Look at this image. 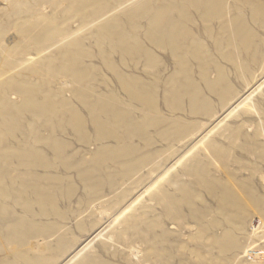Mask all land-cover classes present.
I'll use <instances>...</instances> for the list:
<instances>
[{"label":"bare ground","instance_id":"6f19581e","mask_svg":"<svg viewBox=\"0 0 264 264\" xmlns=\"http://www.w3.org/2000/svg\"><path fill=\"white\" fill-rule=\"evenodd\" d=\"M0 1V264H110L94 240L135 264L141 245L114 248L97 219L131 197L118 237L150 239L148 256L169 258L179 231L161 219L187 209L192 264H252L245 249L264 242L248 229L264 225V0ZM164 181L160 216L138 213V194Z\"/></svg>","mask_w":264,"mask_h":264},{"label":"rangeland","instance_id":"374dc122","mask_svg":"<svg viewBox=\"0 0 264 264\" xmlns=\"http://www.w3.org/2000/svg\"><path fill=\"white\" fill-rule=\"evenodd\" d=\"M0 4H1V1H0ZM15 34H13V33H10V34H8V36H7V41H12L13 43H15V41H17V39H12L13 37L12 36H14ZM110 74H108L107 73V71L106 70H104L103 68H101V70H100V72H99V75H98V79L99 80H104L105 78H108V79H110ZM184 181H183V180ZM181 180H179V182L181 181V182H183V183H186V184H189V185H191L193 188H195V186L198 184V182L197 181H195V180H190L189 178H182ZM188 179V180H187ZM161 182V181H160ZM160 182H158V183H155V187L154 188H152V189H147L148 190V192H147V190H144V192L142 193H139L138 194V196L137 197H139L138 199H137V201H136V203H135V205L136 204H138V205H136V206H138L139 207V209H137V211H138V213H141V212H143L144 210H147V212L149 213V210H150V212L151 213H149V216L150 217H152V218H157V217H159L160 216V214L161 213H158V212H162V199H160V198H158V196H156L157 194H162L161 192H160V188H157L159 185H161V184H163V183H166L165 181L164 182H162V183H160ZM158 184V185H157ZM197 187V186H196ZM154 189V190H153ZM152 190V191H151ZM167 190H169L170 192H172V188L170 187V188H167ZM151 191V192H150ZM201 191H202V193L204 194V196H205V201H204V203H202V202H200L201 204V206L200 207H204V206H206L207 205V207H209V208H211L212 207V204L213 203H209V202H213L212 201V199H209L210 197H209V195H208V192H207V190L206 189H201ZM146 192V193H145ZM158 192V193H157ZM205 192H207V193H205ZM140 194H141V196L143 197H140ZM145 195V196H143V195ZM156 194V195H155ZM207 195V196H206ZM152 196V197H151ZM137 197H135V198H137ZM146 197V198H145ZM147 197H148V199H149V201H148V199H147ZM132 198V197H131ZM131 198H129V199H131ZM153 198V199H152ZM127 200V201H125L124 203H122L121 205H117V206H111V205H109V204H107V203H104L103 204V206H101L102 208V210H104V211H106L105 209H107V211H109V212H104V213H102V214H104V215H102V214H100V216H99V218H97L98 220H100L101 221V224H102V222H103V226H102V230H103V234H104V238H106V237H111L112 235V238H113V241L111 242V244H112V246L114 247V245H115V247L114 248H120V247H123V246H129V244H132L130 247H132L133 249H136V247H139L140 245V247L139 248H137L136 250H138V251H140V249H141V254H142V252H143V254H142V256L139 258V260H135L134 262H135V264H139V263H141V264H155L156 262V264H159V263H161V261L163 262V263H165V264H169L170 263V261H171V263L170 264H172L173 262L174 263H178V264H192L191 263V257H190V255H189V250L190 249H196L197 248V244L196 243H192L191 244V241L189 240V238H188V231L187 230H190V228H192L193 227V231H196V229H198V224L196 223V225H195V222L191 219V217L189 216V214H188V211H187V209H185L184 211H185V213L186 214H184L183 216H180V215H175V219L176 220H174V218L172 219V220H165V219H161V221H162V226H164L166 229H168V230H170L171 231V227H173L172 225H174L175 224V226H174V229H176L175 227L177 226V229L176 230H178L179 231V233L177 234V233H172V235L173 236H171L170 235V237H169V239H168V241H169V243L166 245V247L169 249L168 251H169V253H170V255H169V258L168 259H158V258H156V259H154L155 257L154 256H148V254H149V249H150V245L152 244V241L150 240V239H141V238H138L137 236H135V238H134V235H132V234H130V233H128V235L126 234L125 236H127V237H125L127 240H123V238L121 239V238H119L118 237V233L121 231V228H122V221L124 220V218L125 217H127V216H129L130 215V212L132 213V212H134V210L131 208H129L126 212H124V208L126 207V206H128V204H130V203H132V201L131 200ZM143 199H146V201L145 200H143ZM158 199V200H157ZM206 199H208L207 200V202H206ZM142 203H141V202ZM145 201V202H144ZM146 202H147V204H146ZM151 202H153V204L151 203ZM126 203H128V204H126ZM139 203H141V204H143V205H140ZM208 203L210 204V205H208ZM148 204H150L149 206H148ZM159 204H161V205H159ZM140 205V206H139ZM147 205V206H146ZM118 206H119V208H118ZM152 206V207H151ZM121 207H124L123 208V210H122V208ZM154 207H156V209L159 207V209L158 210H160V211H158V210H156ZM114 208V209H113ZM148 208H149V210H148ZM161 208V209H160ZM153 209L155 210V212L153 211ZM116 210V211H115ZM133 210V211H132ZM111 211V212H110ZM122 211V212H121ZM129 211V212H128ZM115 212V213H114ZM121 212V213H120ZM128 212V213H127ZM106 213H107V215H106ZM112 215H114V216H112ZM118 213V214H117ZM123 213V214H122ZM125 214H127V215H125ZM158 214V215H157ZM188 214V215H187ZM213 213H211V215H212ZM106 215V216H105ZM214 215V214H213ZM212 215V216H213ZM102 216H104L105 218H103ZM116 216H117V219H116ZM122 216V217H121ZM111 219H110V218ZM114 217V218H113ZM183 217V218H182ZM188 217V218H187ZM108 218V219H107ZM113 218V219H112ZM120 218H122V219H120ZM191 220H190V219ZM116 219V220H115ZM189 219V220H188ZM208 219H211V218H208ZM108 220V221H107ZM114 220V221H113ZM117 220L119 221V222H117ZM184 220H186V221H184ZM105 221V222H104ZM110 222V223H109ZM116 222H117V224H116ZM166 222V223H165ZM181 222H183V223H181ZM188 222V223H187ZM99 222H97V224H98ZM108 223V224H107ZM112 223H113V225H112ZM164 223V224H163ZM168 223H169V225H168ZM179 223H181V225H179ZM191 223V224H190ZM101 224H99L98 226L100 227L101 226ZM167 224V225H166ZM106 225H108V226H106ZM178 225H179V227H178ZM187 225V226H186ZM97 225H96V227H95V229L98 227ZM105 226V228L103 229V227ZM115 226V227H114ZM171 226V227H170ZM183 228H182V227ZM189 226V227H188ZM261 226V227H260ZM117 227V228H116ZM118 227H120V229L118 228ZM195 227V228H194ZM256 227H257V229H256ZM263 227V228H262ZM114 228V229H113ZM189 228V229H188ZM109 229H111V230H109ZM179 229H182V230H179ZM186 230V231H184V230ZM248 229L249 230H257V231H261V233H263L264 234V225H255V228H254V225H249L248 226ZM108 230V231H107ZM115 230V231H114ZM119 232H118V231ZM184 231L185 233H187V234H185L184 232L182 233V232ZM106 232V233H105ZM172 232V231H171ZM181 233H182V235H181ZM176 234V235H175ZM185 234V235H184ZM179 235V236H178ZM133 237V238H132ZM183 237H186V239H183ZM124 238V239H125ZM130 238V239H129ZM138 238V239H137ZM176 238V239H175ZM173 239L175 240V242L173 241ZM177 239H179V241L177 240ZM181 240V241H180ZM187 242H185V241ZM242 240L245 242V239L244 238H242ZM135 241V242H134ZM136 241H138V242H136ZM170 241H172L171 243H170ZM94 242H96V243H94ZM116 242V243H115ZM120 242H122L121 244H120ZM130 242V243H129ZM141 242V243H140ZM151 242V243H150ZM180 242V243H179ZM183 242V243H182ZM185 242V243H184ZM99 243V244H98ZM114 243V244H113ZM127 243V244H126ZM133 243H135V244H133ZM137 243H139V245H137ZM178 244V245H176V244ZM122 244H123V246H122ZM144 244V245H143ZM150 244V245H149ZM174 244V245H173ZM187 244H189V245H187ZM258 244V245H257ZM255 243L254 245H255V247L253 248V246L254 245H252L251 247H248V246H246V247H248V248H246L245 250L247 251V252H245L244 251V253H246V254H244L243 255V257H242V261H243V263H250L251 261L253 262H251L252 264H264V242L263 241H261L260 243ZM116 245H119V246H116ZM135 245H137V246H135ZM142 245L144 246L143 247V250H142ZM149 245V246H148ZM170 245V246H169ZM196 245V246H195ZM174 246V247H173ZM192 246V247H191ZM261 246V247H260ZM89 247L91 248L90 250L91 251H94L95 250V252H98V253H100V255L102 256V254H103V256L105 255L104 254V252L102 253L101 252V249H99V248H101V245H100V241H98V240H94L90 245H89ZM148 247V248H147ZM177 247V248H176ZM190 247V248H189ZM145 248V249H144ZM186 248V249H185ZM257 248H259V249H257ZM262 248V249H261ZM253 249V250H252ZM97 250V251H96ZM171 250V251H170ZM185 250V252H183ZM187 250V251H186ZM147 252V253H146ZM172 252V253H171ZM174 253V254H173ZM176 253V254H175ZM180 254V255H179ZM182 254V255H181ZM184 254H186V255H184ZM102 256V258L104 259L105 258V260H108V261H110V264H121V262H124L123 264H130V262H129V257L127 258L126 256H121L120 258H113V257H109L107 254L103 257ZM108 256V257H107ZM178 256H179V258H178ZM187 257V259H186V257ZM242 256V255H241ZM258 256V257H257ZM108 258V259H107ZM110 258H112V260L110 259ZM121 258H123V259H121ZM134 258V257H133ZM153 260H152V259ZM174 258V259H173ZM255 258V259H254ZM131 259V258H130ZM172 259L174 260V261H172ZM244 259V260H243ZM118 260H120L121 262H119ZM142 260V261H141ZM158 260V261H157ZM164 260V261H163ZM185 260H189L190 262H188L187 263V261L184 263V261ZM246 260V261H245ZM117 261H118V263H117ZM138 262V263H137ZM143 262V263H142ZM159 262V263H158Z\"/></svg>","mask_w":264,"mask_h":264}]
</instances>
